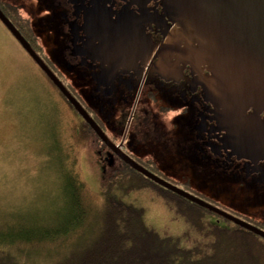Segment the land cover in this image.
<instances>
[{
    "label": "flooded vegetation",
    "instance_id": "1",
    "mask_svg": "<svg viewBox=\"0 0 264 264\" xmlns=\"http://www.w3.org/2000/svg\"><path fill=\"white\" fill-rule=\"evenodd\" d=\"M253 4L263 18L247 27L264 38V0ZM0 10L128 158L239 219L251 212L247 197L264 194V60L227 39L237 18L220 1L0 0ZM92 133L102 171L132 168Z\"/></svg>",
    "mask_w": 264,
    "mask_h": 264
},
{
    "label": "trees",
    "instance_id": "2",
    "mask_svg": "<svg viewBox=\"0 0 264 264\" xmlns=\"http://www.w3.org/2000/svg\"><path fill=\"white\" fill-rule=\"evenodd\" d=\"M60 98L74 115L73 124H69L73 135L91 133L63 94ZM75 158L61 144L51 157L50 180L54 183L63 176L68 192L69 210L63 214L67 223L63 218L62 225L38 223L31 215L15 228L10 220L11 224L0 229V264H264V239L253 232L123 164L119 171L107 174L100 191H94ZM147 190L159 197L171 214L172 230L152 226L141 206L123 199L131 192ZM245 202L251 212L241 219L264 230L263 203Z\"/></svg>",
    "mask_w": 264,
    "mask_h": 264
},
{
    "label": "rangeland",
    "instance_id": "3",
    "mask_svg": "<svg viewBox=\"0 0 264 264\" xmlns=\"http://www.w3.org/2000/svg\"><path fill=\"white\" fill-rule=\"evenodd\" d=\"M41 76L0 24V229L10 220L17 228L21 219L31 215L38 223L62 225L63 214L69 210L68 192L63 176L54 183L50 180L51 157L60 144L74 154L91 189L100 191L109 177L108 166L106 172L99 168L94 133L73 135L69 124L74 115ZM134 192L123 199L141 206L152 226L172 230L171 214L162 200L149 190ZM247 199L264 205V194Z\"/></svg>",
    "mask_w": 264,
    "mask_h": 264
},
{
    "label": "water",
    "instance_id": "4",
    "mask_svg": "<svg viewBox=\"0 0 264 264\" xmlns=\"http://www.w3.org/2000/svg\"><path fill=\"white\" fill-rule=\"evenodd\" d=\"M223 6V15L228 18H237L235 21L236 29L233 31L232 35H227V39H232L236 46L242 49L249 57L256 63L260 64L264 60V52L258 51V42L262 41V49L264 48V38L261 37V33L256 29H248L247 25L251 22L260 24L261 18H263L262 12H257L254 7L253 0H218ZM239 18V19H238ZM0 21L7 27L11 34L16 38L27 53L34 59V61L39 65L43 72L49 77V79L56 85L63 96L70 102L77 113L83 118V120L88 123L90 128L96 133L100 139L106 143L113 151H116L128 165L133 169L143 174L145 177L154 181L160 186L170 190L171 192L201 206L204 207L215 214L234 222L235 224L241 226L245 230L251 231L254 234L260 236L264 239V230L249 224L236 216H233L222 209L180 189L166 180L158 177L154 173L145 169L144 167L138 165L133 160L128 158L124 153H122L114 144L108 139L101 128L96 124L92 117L88 115L81 104L74 98V96L69 92V90L58 80V78L52 73L48 66L42 61V59L37 55V53L32 49L28 41L23 37V35L17 30L13 23L2 13L0 10ZM230 32L229 27L226 29ZM257 46V47H256ZM261 69L264 71V63L261 64Z\"/></svg>",
    "mask_w": 264,
    "mask_h": 264
}]
</instances>
